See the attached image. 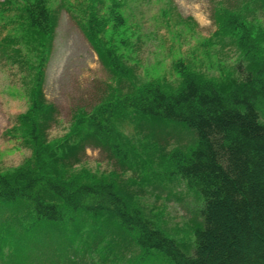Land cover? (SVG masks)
<instances>
[{"label": "trees", "instance_id": "16d2710c", "mask_svg": "<svg viewBox=\"0 0 264 264\" xmlns=\"http://www.w3.org/2000/svg\"><path fill=\"white\" fill-rule=\"evenodd\" d=\"M52 1L0 0V55L29 78L28 109L5 133L31 150L0 171V264H118L151 251L172 264H264V25L252 16L264 0L216 10L202 47L234 45L233 68L220 65L211 76L179 57L175 79L143 82L119 51L118 43L131 45L123 36L128 0ZM61 9L116 82L90 110H75L64 135L50 138L58 110L43 86ZM173 13L170 4L166 18ZM169 127L192 141L170 148L162 141ZM89 145L114 167L85 166ZM156 179L182 180L201 201L191 250L144 205Z\"/></svg>", "mask_w": 264, "mask_h": 264}, {"label": "rangeland", "instance_id": "374dc122", "mask_svg": "<svg viewBox=\"0 0 264 264\" xmlns=\"http://www.w3.org/2000/svg\"><path fill=\"white\" fill-rule=\"evenodd\" d=\"M58 3L59 0H53L51 6L58 7ZM170 4L174 13L166 18ZM243 4V0H128L124 9L127 23L123 36L131 38V45L128 48L118 43L119 51L137 67L138 80L142 82L165 76L175 79L172 64L179 57L190 59L208 75L220 74V65L224 68L235 65L239 57L237 48L229 44L220 50V44L216 43L205 50L202 45L215 31L218 7L233 8ZM252 16L264 25V10L259 9ZM45 71L43 90L47 100L58 110V123L49 130L50 138L64 135L69 130L75 110L79 107L90 110L116 82L66 9L57 11L53 51ZM27 79V70L7 64L0 55V171L21 164L31 154L28 146L5 133L17 121L18 115L28 109ZM166 131L162 141L169 142L170 148L185 146L192 141L188 131L173 127ZM111 163L100 147H87L85 166L94 171L109 170L114 167ZM171 176L165 174V177ZM175 182L172 185L156 179L152 183L155 186H146L143 201L150 212L159 213L164 227L183 239L191 250L194 235L190 227L201 220V201L182 180ZM116 262L108 258L105 263ZM126 262L118 264H172L157 251L144 252L142 257L133 256Z\"/></svg>", "mask_w": 264, "mask_h": 264}]
</instances>
